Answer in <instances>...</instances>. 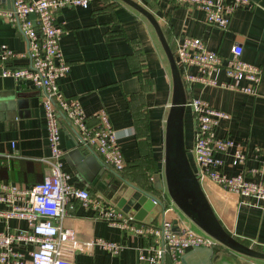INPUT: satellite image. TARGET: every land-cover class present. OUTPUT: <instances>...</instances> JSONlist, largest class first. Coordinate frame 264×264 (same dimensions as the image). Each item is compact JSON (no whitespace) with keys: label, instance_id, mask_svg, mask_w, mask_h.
Returning a JSON list of instances; mask_svg holds the SVG:
<instances>
[{"label":"crops","instance_id":"1","mask_svg":"<svg viewBox=\"0 0 264 264\" xmlns=\"http://www.w3.org/2000/svg\"><path fill=\"white\" fill-rule=\"evenodd\" d=\"M8 1L0 0V5L8 6ZM253 1V7H239L234 11L225 29L207 24L199 7L175 0H141V4L154 14L173 51L185 36H197L223 60L230 55L233 44H241V58L260 66L261 79L254 94L198 81L183 84L186 99L201 97L228 114L215 127L216 136L228 137L234 142V146L218 153L222 159L221 170L228 175L241 172L248 180L264 181V0ZM55 19L65 30L60 45L70 64L69 71L56 80L59 88L65 95L78 96L90 123L96 122L95 112L105 109L120 135L125 163L117 173L158 200L155 215L141 210L143 220H135L158 224L164 217H179L198 227L178 208L166 188L165 125L172 98V78L152 24L123 0H90L86 5L64 6ZM2 44L18 53L12 63L29 62L22 54L26 49L25 36L0 18ZM178 67L182 77L184 69ZM186 70L196 73L197 66L189 65ZM212 77L217 82L227 80L223 67L216 68ZM247 82L240 80L242 84ZM41 95L42 90L30 80L0 76V180L26 186L41 181L49 171L43 160L50 154V146ZM194 130L195 119L186 105L184 143L195 172L191 151ZM60 145L64 151L63 168L71 173V181L88 188L101 205L111 206L96 192H103L105 182L117 178L112 168L105 167L92 149L77 144L75 134L65 124L60 132ZM236 145L244 150L246 157L244 162L233 164ZM209 183L200 182L223 227L242 243L264 251V198L223 192L216 184ZM169 206L172 209L164 213V208ZM5 207L2 205L1 209ZM95 213L93 207L74 200L63 219L65 226L76 229L79 240L78 248L70 252L75 264H148L138 260V251L152 241L150 236L110 224ZM26 227L23 219L0 218V230ZM95 237L115 240L123 246L118 253L92 246L90 241ZM17 247L29 256L32 245ZM252 260L264 264V259L244 255L217 241L212 246L188 247L178 264H251ZM162 264L174 263L166 257Z\"/></svg>","mask_w":264,"mask_h":264},{"label":"built area","instance_id":"2","mask_svg":"<svg viewBox=\"0 0 264 264\" xmlns=\"http://www.w3.org/2000/svg\"><path fill=\"white\" fill-rule=\"evenodd\" d=\"M175 1L201 8L205 22L222 29L228 27L237 8L254 6L253 0ZM88 2L90 0H11L10 6L0 5V18L17 27L25 36L26 49L22 54L29 60L24 65L12 63L18 53L6 44L0 45V76H10L17 81L30 80L42 90L50 146V154L43 158L49 171L41 181L25 186L0 180V218H18L27 223L26 228L0 230V264H75L70 252L78 248L76 229L63 224L74 200L93 207L95 215L110 224L126 226L135 234L150 236L152 241L138 251L140 262L162 264L169 257L178 264L188 247L212 246L216 239L195 229L186 219L164 217L160 223L153 224L136 221L112 205L103 206L88 188L75 185L70 179L71 173L63 168L62 124L72 130L77 144L92 149L103 165L119 171L125 163L119 144L120 135L111 125L105 109L95 112L96 122L90 123L78 96L65 95L56 81L69 71L70 64L60 45L65 30L55 15L64 6L86 5ZM31 12L35 14L34 18L29 15ZM241 53L242 45L233 44L230 55L223 60L197 36H185L174 51L177 64L184 69L183 83L198 81L254 94L262 70L260 66L243 60ZM189 65L197 66V72H188L186 68ZM218 67L224 68L227 80L217 82L212 77V72ZM242 79L248 82L242 84ZM186 105L190 106L195 119L191 151L199 181H210L227 192L264 198L263 180H248L241 172L228 175L221 170L222 159L218 153L234 146V142L228 137L216 136L215 127L218 120L228 114L198 96L187 98ZM245 157L244 150L236 145L232 163H242ZM2 205L6 207L1 209ZM171 209L170 206L164 208V213ZM28 243L32 247L26 256L17 246ZM90 243L114 253L123 246L103 237H95ZM251 264L259 263L252 260Z\"/></svg>","mask_w":264,"mask_h":264},{"label":"water","instance_id":"3","mask_svg":"<svg viewBox=\"0 0 264 264\" xmlns=\"http://www.w3.org/2000/svg\"><path fill=\"white\" fill-rule=\"evenodd\" d=\"M142 13L154 27L166 54L171 78L172 98L165 125L164 175L166 188L178 208L200 229L214 237L219 243L244 255L264 259V251L257 250L234 238L215 215L193 168L190 164L184 143L183 115L186 106V93L174 51L166 39L161 25L154 14L137 0H123ZM11 0L8 1L10 6ZM30 17L35 14L31 12ZM35 23V22H34ZM105 166V165H104ZM107 167V166H105ZM116 179L106 181V189L96 192L107 203L134 219L143 220L141 210L155 215L158 200L146 190L136 186L110 169ZM101 174V170L99 171Z\"/></svg>","mask_w":264,"mask_h":264},{"label":"rangeland","instance_id":"4","mask_svg":"<svg viewBox=\"0 0 264 264\" xmlns=\"http://www.w3.org/2000/svg\"><path fill=\"white\" fill-rule=\"evenodd\" d=\"M138 1H140V3H142L141 2V0H138ZM209 184H211V185H214V183H209ZM218 190H221V191H223L224 192V190L220 187V186H218V187H216ZM229 194V193H228ZM195 229H197V230H199V231H201L198 227H196L195 225H192Z\"/></svg>","mask_w":264,"mask_h":264}]
</instances>
